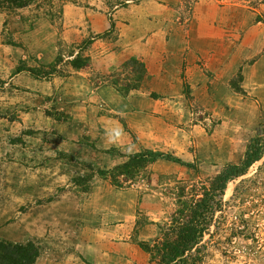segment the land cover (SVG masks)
<instances>
[{"label":"rangeland","instance_id":"obj_1","mask_svg":"<svg viewBox=\"0 0 264 264\" xmlns=\"http://www.w3.org/2000/svg\"><path fill=\"white\" fill-rule=\"evenodd\" d=\"M167 1L0 11V239L38 245L36 264H158L171 216L240 163L260 126L264 141V0ZM196 44L208 55L192 68ZM131 59L145 66L139 84ZM145 151L194 168L157 161L111 183L120 155ZM223 202L201 264H264V156Z\"/></svg>","mask_w":264,"mask_h":264},{"label":"trees","instance_id":"obj_2","mask_svg":"<svg viewBox=\"0 0 264 264\" xmlns=\"http://www.w3.org/2000/svg\"><path fill=\"white\" fill-rule=\"evenodd\" d=\"M39 0H0V11L6 14H13L18 10L35 5ZM114 25L110 22L109 29L103 36L107 37L113 33ZM86 46L91 44V40L83 42ZM74 69H81L86 66V59L77 58L70 62ZM124 68L130 69L134 75V81L139 84L145 76V66L136 60H129L124 64ZM23 69L18 70V72ZM37 78L45 75L36 70H27ZM53 71V69H52ZM116 86V84H114ZM134 88L118 90L128 92ZM263 134L262 127H258L256 135L250 139L243 159L238 165L225 166L207 186H202L198 198L193 203L184 204L174 213L168 224L165 225L162 238L155 246L158 264H201L207 252L205 236H211L210 229L214 225L215 215L223 209V196L227 185L244 176L255 163L259 162L264 156V141H261ZM111 151L106 154L111 155ZM124 168L114 171L111 174V183L118 185L116 176H132L138 170L145 168L149 164L157 161H165L177 164L186 168H194L192 164L182 162L180 159L154 151L127 156ZM99 176L105 177L106 173L100 172ZM147 253L151 249L144 246ZM40 256L38 245L27 243H12L0 239V264H36Z\"/></svg>","mask_w":264,"mask_h":264},{"label":"crops","instance_id":"obj_3","mask_svg":"<svg viewBox=\"0 0 264 264\" xmlns=\"http://www.w3.org/2000/svg\"><path fill=\"white\" fill-rule=\"evenodd\" d=\"M167 1V0H166ZM168 2V1H167ZM169 4H167L166 6H164L163 8H164V11H163V14L159 11V14H161L163 17L165 16V17H170V16H172V9L170 8L171 6H174V5H172L170 2H168ZM144 14H145V10H144ZM131 26H132V24H131ZM109 29V28H108ZM114 29H115V27H114ZM132 29V28H131ZM132 31V30H131ZM106 32V31H105ZM97 36H100V33H99V35H97ZM96 36V37H97ZM124 50V53H125V58L127 57H129V56H134V55H136V54H140V52H134V51H129L128 52V50H126V48L125 49H123ZM133 52V53H132ZM229 52H231V51H229ZM229 52H227V53H229ZM232 52H234V54H238V52H235V51H232ZM197 54H199V55H197ZM208 55V53L207 52H204L203 51V49L198 45V44H196V46H195V49H193V50H189L188 51V58H187V61H188V64L193 68V62L196 60H199V58H198V56H200V58H205L206 56ZM91 57V56H90ZM100 59V58H99ZM124 60H126V59H124ZM222 60H218V58H216L215 57V62H221ZM232 61H234L233 63H234V65H237V64H240L241 62H243V61H245V60H240V59H236V60H234V59H232ZM96 63V62H95ZM256 65V64H255ZM259 67V66H258ZM147 68H148V66H147ZM253 69H257V66H253ZM251 71H252V69H251ZM148 72H150L149 71V69H148ZM254 73H258V71H255V72H253V76L256 78V76H255V74ZM106 152L107 151H105L104 152V154H106ZM127 156H129V155H127ZM126 155H120V158H122V159H124V160H126L125 158L127 157ZM91 255V254H90ZM93 259H96L97 257L100 259V256H97V254H94L93 256Z\"/></svg>","mask_w":264,"mask_h":264}]
</instances>
